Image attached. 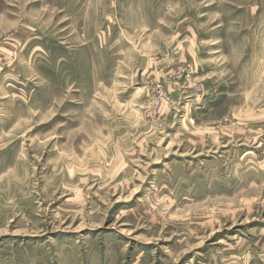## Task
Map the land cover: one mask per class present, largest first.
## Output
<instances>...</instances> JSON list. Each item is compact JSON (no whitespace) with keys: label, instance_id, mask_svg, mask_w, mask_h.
<instances>
[{"label":"rangeland","instance_id":"obj_1","mask_svg":"<svg viewBox=\"0 0 264 264\" xmlns=\"http://www.w3.org/2000/svg\"><path fill=\"white\" fill-rule=\"evenodd\" d=\"M0 264H264V0H0Z\"/></svg>","mask_w":264,"mask_h":264}]
</instances>
